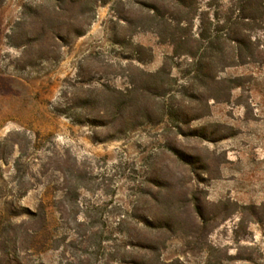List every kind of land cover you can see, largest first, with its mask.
Listing matches in <instances>:
<instances>
[{
	"label": "rangeland",
	"instance_id": "rangeland-1",
	"mask_svg": "<svg viewBox=\"0 0 264 264\" xmlns=\"http://www.w3.org/2000/svg\"><path fill=\"white\" fill-rule=\"evenodd\" d=\"M144 2L162 4H0V212L21 222L46 208L60 243L41 255L44 264H126L136 254L122 231L149 212L173 227L153 233L162 264H264V11L253 23L241 20L242 0H198L193 37L231 19L248 47L239 56L220 45V101L195 100L190 60L175 57L172 97L145 101L149 117L127 129L123 121L99 127L111 120L100 119L105 88L126 93L173 56L140 29ZM57 6L65 11L53 25L84 31L68 46L43 37L35 13ZM88 97L93 104L80 109Z\"/></svg>",
	"mask_w": 264,
	"mask_h": 264
},
{
	"label": "trees",
	"instance_id": "trees-1",
	"mask_svg": "<svg viewBox=\"0 0 264 264\" xmlns=\"http://www.w3.org/2000/svg\"><path fill=\"white\" fill-rule=\"evenodd\" d=\"M3 1L0 0V4ZM54 1L62 4L63 0ZM217 1L209 0V6L212 7ZM70 2L72 3L74 0H70ZM242 3L241 11L245 14L241 18L242 21L247 19L253 23L261 21L257 15L264 11V0H242ZM140 5L141 9L148 13L141 20L140 29L156 33L162 43L171 45L173 56H168L163 67L157 73L149 74L142 85L133 84L132 89L126 93L109 87L105 88L104 100L106 108L109 110L104 111L102 113L104 117H100V119L109 118L111 120L110 122L96 120L99 121L97 125L99 127H109L123 121L122 125L127 129L129 125H136L138 117L142 114L149 117V108L145 101L172 97L174 90L171 87L174 78L170 62L175 57L186 56L190 60L188 67L190 74L194 75L191 80V88L195 89L192 92L193 95H196L195 100L199 102L212 98L215 101H220L222 99L220 95L223 94L220 87L221 82L213 75L219 61L223 58L224 50L220 45L228 42L236 55L239 56L248 49L247 43L242 38L241 28H238L239 23L231 19L219 20L218 23L222 22V26L220 23L217 24L213 31L203 26L199 38L193 37L191 34L193 23L200 10L198 0H162L161 5L148 2ZM40 8L36 9L35 13L41 20L43 37L51 35L64 46H68L72 35L79 37L84 34L83 29L79 27L68 28L64 33V25H53L55 18L65 11L61 6L52 10H41ZM183 24H186V27ZM178 30L185 31V33H180ZM28 45L30 46L27 44L25 47L28 48ZM236 87L238 86L234 84L230 87V91ZM185 89V91L191 90L190 87ZM92 104L93 100L88 97L79 108L86 109ZM202 109L209 110L207 102L206 107ZM204 114L205 112L194 117L199 119ZM77 122L79 121L77 120ZM122 131L120 133H124ZM19 162L20 159L16 161L17 168L20 165ZM19 217L20 215L15 212H0V264H44L41 255L50 250H56L60 243L56 229L50 225L46 208L29 212L26 215V220L21 222L17 220ZM126 217L135 220L141 219L137 216H129V214ZM161 219L158 214L149 212L144 216L143 222L140 221L136 223L135 227L122 231L128 241L127 253L136 254L128 257L126 264H162L161 248L152 240L153 233L159 230L171 232L173 227L171 222Z\"/></svg>",
	"mask_w": 264,
	"mask_h": 264
}]
</instances>
